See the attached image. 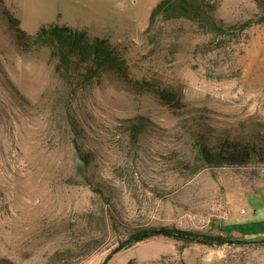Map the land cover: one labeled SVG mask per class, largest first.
I'll return each instance as SVG.
<instances>
[{"label": "rangeland", "instance_id": "obj_1", "mask_svg": "<svg viewBox=\"0 0 264 264\" xmlns=\"http://www.w3.org/2000/svg\"><path fill=\"white\" fill-rule=\"evenodd\" d=\"M160 1L0 0V264H264V162L194 160L200 126L264 137V0H205L224 32L162 16L149 28ZM13 19L29 34L58 23L109 37L133 77L183 106L117 80L71 91L47 49L16 44ZM139 117L148 126L133 143ZM154 226L257 242L156 236L117 250Z\"/></svg>", "mask_w": 264, "mask_h": 264}, {"label": "trees", "instance_id": "obj_2", "mask_svg": "<svg viewBox=\"0 0 264 264\" xmlns=\"http://www.w3.org/2000/svg\"><path fill=\"white\" fill-rule=\"evenodd\" d=\"M159 16L166 20H190L217 32L226 30V25L214 18L212 9L205 0H162L151 12L149 28ZM251 24L252 21H247L240 28L245 29ZM18 25V19L11 21L16 44L27 51L47 49L54 73L71 91L101 86L106 79L117 80L134 92L154 94L162 105L171 110L183 106L179 94L173 88L161 87L146 79L133 77L125 52L107 36L93 34L86 28L78 29L58 23L42 26L34 34H29ZM146 121L144 117H139L128 125V134L133 143L146 131ZM213 136L204 131L202 126L195 133L197 153L194 160L199 164L196 170L205 167H243L254 161L264 162V137L244 138L221 134L214 139ZM79 153L84 160L83 175L87 178L86 170L91 163V153L80 150ZM156 236L220 246L227 243L257 242L176 227L154 226L132 232L127 242L121 244L117 250L130 248ZM111 256L109 255L103 264H106Z\"/></svg>", "mask_w": 264, "mask_h": 264}, {"label": "crops", "instance_id": "obj_3", "mask_svg": "<svg viewBox=\"0 0 264 264\" xmlns=\"http://www.w3.org/2000/svg\"><path fill=\"white\" fill-rule=\"evenodd\" d=\"M245 234V232H243Z\"/></svg>", "mask_w": 264, "mask_h": 264}]
</instances>
